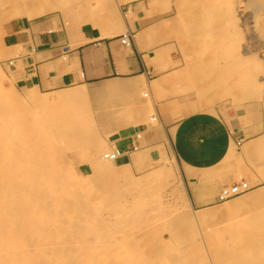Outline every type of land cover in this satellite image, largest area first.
Listing matches in <instances>:
<instances>
[{
    "label": "rangeland",
    "instance_id": "rangeland-1",
    "mask_svg": "<svg viewBox=\"0 0 264 264\" xmlns=\"http://www.w3.org/2000/svg\"><path fill=\"white\" fill-rule=\"evenodd\" d=\"M50 14L109 35L157 19L180 44L187 99L257 107L264 120V0H0V264H264V182L195 206L169 150L114 153L111 113L74 94L85 87L15 84L5 37L15 20Z\"/></svg>",
    "mask_w": 264,
    "mask_h": 264
},
{
    "label": "crops",
    "instance_id": "crops-1",
    "mask_svg": "<svg viewBox=\"0 0 264 264\" xmlns=\"http://www.w3.org/2000/svg\"><path fill=\"white\" fill-rule=\"evenodd\" d=\"M148 7L139 4L134 12ZM132 21L125 27L133 44L125 46L122 32L109 35L91 23H67L58 14L17 19L4 40L11 78L40 93L85 87L89 98L111 113L104 129L120 159L129 160L139 149L151 158L169 150L195 206L217 202L225 185L262 184L264 120L259 108L208 107L187 99L180 91L189 79L180 44L165 40L168 30L157 19ZM148 111L155 119L146 122Z\"/></svg>",
    "mask_w": 264,
    "mask_h": 264
},
{
    "label": "built area",
    "instance_id": "built-area-1",
    "mask_svg": "<svg viewBox=\"0 0 264 264\" xmlns=\"http://www.w3.org/2000/svg\"><path fill=\"white\" fill-rule=\"evenodd\" d=\"M120 41L125 46H130L133 44V35L130 32H124L120 35ZM155 119L151 117V120ZM114 153L116 155L120 154V151L117 148H114ZM113 157L112 154H110ZM250 189V186L245 181H238L230 185L222 186L217 195V201L222 202L233 196H236L246 190Z\"/></svg>",
    "mask_w": 264,
    "mask_h": 264
},
{
    "label": "bare ground",
    "instance_id": "bare-ground-1",
    "mask_svg": "<svg viewBox=\"0 0 264 264\" xmlns=\"http://www.w3.org/2000/svg\"><path fill=\"white\" fill-rule=\"evenodd\" d=\"M142 83H143V82H142ZM107 84H108V83H107ZM110 84H111V83H110ZM110 84H108V85H110ZM112 84L115 85V83H112ZM112 84H111V85H112ZM116 85H117V83H116ZM103 86H104V85H103ZM112 86H113V85H112ZM92 87H93V86H92ZM98 87H99V86H98ZM108 87H109V86H108ZM108 87H106V89H108ZM100 88H102V86H101ZM103 88H104V87H103ZM103 88H102V89H103ZM111 88H112V87H111ZM1 89L4 90V91L7 90L5 86H2V87L0 88V90H1ZM90 89H91V88H90ZM116 89H117V88H116ZM88 90H89V88H88ZM100 90H101V89H100ZM113 90H114V88H113ZM92 91L95 92L96 89L93 88ZM92 91H91V92H92ZM106 91H107V90H106ZM110 91H111V90H110ZM84 92H85V91H76L74 94L78 96V95H83V94H85ZM89 93H90V92H89ZM100 93H101V92H100ZM62 94H65V92L62 93ZM62 94H58V95H62ZM54 97H55V96H54ZM64 97H65L64 95H62V96H57V99H62V98H64ZM72 97H73V96H72ZM34 98H37V97H34ZM38 98H39V99H38ZM38 98H37V101H39V102H45V103H46V102H49V101L52 100V99H50V98H40V97H38ZM10 111H11V110H10ZM21 115H22V114H21ZM28 117H29V116H28ZM30 117H31V116H30ZM20 120H21V119H20ZM33 120H34V119H33ZM52 139H53V138H52ZM39 159H40V158H39ZM105 161H106V160H105ZM110 166H111V165H110ZM2 168H3V167H2ZM106 170H107V169H106ZM125 187H126V186H125ZM131 190H132V189H131ZM13 193H14V192H13ZM111 193H112V192H111ZM123 193H124V192H123ZM129 194H130V193H129ZM106 199H107V198H106ZM100 200H101V199H100ZM127 201H128V200H127ZM242 205H243L242 202H235L234 205L231 204V207H232V206H234V207H240V206H242ZM228 209H229V208H228ZM232 209H233V208H232ZM230 210H231V209H230ZM233 210H234V209H233ZM123 216H124V215H123ZM158 222H159V221H158ZM160 222H161V221H160ZM139 224H140V223H139ZM109 225H110V224H109ZM117 225H118V224H117ZM103 226H104V225H103ZM113 227H114V226H113ZM138 231H139V230H138ZM144 237H145V236H144ZM142 238H143V237H142ZM107 239H108V238H107ZM134 239H135V238H134ZM160 244H162V243H160ZM10 245H11V244H10Z\"/></svg>",
    "mask_w": 264,
    "mask_h": 264
}]
</instances>
